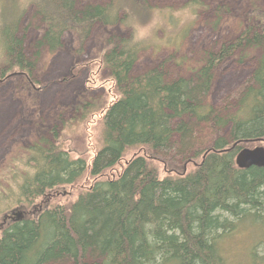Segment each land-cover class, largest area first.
I'll list each match as a JSON object with an SVG mask.
<instances>
[{"label":"trees","instance_id":"trees-1","mask_svg":"<svg viewBox=\"0 0 264 264\" xmlns=\"http://www.w3.org/2000/svg\"><path fill=\"white\" fill-rule=\"evenodd\" d=\"M28 4L44 23L37 58L45 48L60 50L71 31L82 52L97 22L132 31L110 34L102 56L88 63L92 85L103 69L109 71L101 84L109 101L103 97L77 107L81 120L100 115V147L92 157L74 158L55 133L56 142L41 137L1 174L0 264L64 258L73 264H226V241L238 231L254 236L247 263L264 264V166L236 163L242 149L264 146V11L252 12L236 39L208 52L191 78H169L164 63L140 74L133 69L144 50L160 44L158 29L172 31L175 41L190 30L197 0L187 5L191 15L183 23L173 10H157L147 0H111L82 9L74 0H1L0 82L22 72L37 88L34 62L17 35ZM225 11L216 8L218 21ZM149 24H154L151 36L138 37V26ZM252 51H259L257 65L234 95L236 109L214 110L205 101L216 68L235 53L244 60ZM188 118L215 131L229 127V134L195 151L191 143L198 133ZM67 126L73 128L72 122ZM190 149L192 154H185ZM157 151L179 152L182 167L172 168L175 163L161 160ZM61 196L67 199L58 201ZM89 254L98 260L86 261Z\"/></svg>","mask_w":264,"mask_h":264},{"label":"rangeland","instance_id":"rangeland-1","mask_svg":"<svg viewBox=\"0 0 264 264\" xmlns=\"http://www.w3.org/2000/svg\"><path fill=\"white\" fill-rule=\"evenodd\" d=\"M77 9L87 4H109L111 0H74ZM157 10H173L180 23L189 18L190 7L195 0H147ZM197 18L186 34L175 41L170 37L172 31L158 29L156 41L158 46L144 50L136 62L133 74H140L148 69L164 63L169 78L185 76L191 78L196 67L200 66L208 52L217 51L226 42L236 39L242 29L249 23V15L257 10L264 11V0H197ZM15 2L13 1V4ZM1 4V0H0ZM218 6H225V13L218 21L215 10ZM194 13V12H192ZM191 18V17H190ZM153 25L138 26L137 36L145 38L151 36ZM44 31V23L36 15L32 4L26 6L17 31V35L24 41V53L34 62L33 79L37 83L34 87L22 72L9 76L0 82V176L9 173L14 160L25 152L41 137L56 142L54 135H61L63 146L76 158L86 155L92 157L100 147L101 137L100 115L81 120L77 107L84 102L106 97V86L102 80L107 79L108 70H102L101 78L94 85L89 82L93 70L89 61L102 56L106 38L117 33L127 36L131 28L118 24L105 26L97 22L86 39L80 52L79 38L75 32H68L63 39V47L55 53L48 49L41 50L37 58L35 44ZM136 31V30H135ZM259 51L249 52L245 59L236 54L221 63L215 70V77L209 96L205 103L214 110L233 111L237 107V92L248 84L257 65ZM62 61V66L60 62ZM109 78V77H108ZM51 99L50 102L47 99ZM45 100H48L46 103ZM226 110V112H225ZM188 121L195 126L196 134L191 143L193 150L203 151L211 146L218 136H228L229 127L223 129H208L203 124H194V119ZM72 122L73 128L67 126ZM191 150L185 154L191 155ZM161 160L175 163L172 168H181L183 158L175 151L168 156L156 152ZM130 153L129 156H132ZM160 171L166 174L163 163L159 164ZM83 184V180L80 182ZM3 185L8 187L6 183ZM72 189V188H70ZM75 197H73L74 199ZM4 199V198H3ZM67 196L59 197L64 202ZM241 229V228H240ZM246 228L242 229L245 230ZM256 234V233H254ZM254 236L247 231H238L226 241V264H248L246 251L248 241ZM246 251V252H245ZM246 253V255H245ZM86 261L98 260L92 254ZM49 264H73L70 258H64Z\"/></svg>","mask_w":264,"mask_h":264},{"label":"water","instance_id":"water-1","mask_svg":"<svg viewBox=\"0 0 264 264\" xmlns=\"http://www.w3.org/2000/svg\"><path fill=\"white\" fill-rule=\"evenodd\" d=\"M236 163L241 168L264 166V146L242 149L236 157Z\"/></svg>","mask_w":264,"mask_h":264}]
</instances>
